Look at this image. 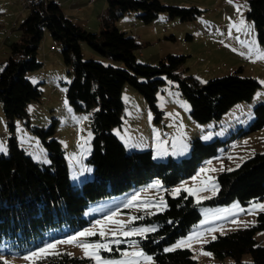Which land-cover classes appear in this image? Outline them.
I'll use <instances>...</instances> for the list:
<instances>
[{
	"label": "trees",
	"instance_id": "obj_1",
	"mask_svg": "<svg viewBox=\"0 0 264 264\" xmlns=\"http://www.w3.org/2000/svg\"><path fill=\"white\" fill-rule=\"evenodd\" d=\"M105 1V9L98 16L99 32L78 26L64 15L57 3L49 0H35L15 28L20 34L9 44L7 60L0 70L1 109L11 132L13 121L18 119L39 138L49 164L34 161L18 146L14 136L8 138L7 154H0V264L5 261L2 259L4 247H12L22 255L49 233L65 228H73L74 232L83 229L90 224L82 214L92 204L140 189L152 181H159L166 191L165 208L139 215L137 223L156 226L155 231L136 238L140 249L154 259V264H197L189 249L168 252L165 249L197 225L201 219L198 206L214 208L237 201L245 208L264 200V153H256L236 169L220 173L216 177V194L200 203L185 192L175 197L168 195L172 187L192 177L203 164L215 158L220 149L226 151L236 140L234 135L225 141L209 143L196 138L190 143L188 155L178 160L171 157L166 161L155 160L149 149L127 151L112 132L122 125L121 93L125 85L144 98L147 108L158 119L162 112L156 107L157 93L167 82L174 83L180 96L189 103L192 122L198 124L220 120L234 105L250 102L260 85L240 75L241 69L199 84L178 71L185 62L184 56L166 55L157 65L140 63L136 52L142 44L117 30L120 18L134 13L138 20L149 25L160 13L189 21L200 11L194 7L162 5L158 0ZM246 16L254 25L257 42L264 46V0H249ZM45 33L59 45L63 62L71 67L72 80L66 92L69 104L76 111L94 109L90 125L91 151L86 159L92 168L91 178L80 185L70 179L64 150L53 137L55 124L47 129L30 126L27 105L38 101L41 94L38 85H32L27 75L43 66L38 49ZM82 43L103 58L123 63V68L84 59ZM263 128L264 104H259L253 108V119L247 130L240 133L245 136ZM260 231H264V212L257 214L253 226L217 236L203 248L220 262L228 258L229 264H264V248L254 240ZM245 255L250 256V261L243 260ZM32 264L94 263L63 253Z\"/></svg>",
	"mask_w": 264,
	"mask_h": 264
},
{
	"label": "rangeland",
	"instance_id": "obj_2",
	"mask_svg": "<svg viewBox=\"0 0 264 264\" xmlns=\"http://www.w3.org/2000/svg\"><path fill=\"white\" fill-rule=\"evenodd\" d=\"M56 1L64 2V0ZM158 1L162 5L171 7H194L200 13L189 21L169 18L166 13H160L149 25L143 24L134 13L126 14L120 18L116 23L117 30L127 36L134 37L142 44L141 49L136 52L137 60L140 63L157 65L166 55L184 56L186 57L185 62L178 71L182 76L192 77L199 84H204L201 81L206 83L211 79L233 74L241 69L240 75L252 78L260 85L250 102L238 103L229 109L220 120L206 124L192 122L189 103L180 96L174 83L167 82L157 93L156 107L158 111L162 112L158 119H156V113L147 108L144 98L134 88L129 85L123 87L121 93L124 103L122 125L119 128H113L112 132L129 152L149 149L155 160L166 161L169 157L178 160L188 155L190 143L196 138L201 139L204 143H209L214 140L225 141L232 135L236 137L237 143L229 145L230 153L220 149L215 158L206 162L202 175L201 170H198L192 177L181 181L168 191V195L171 197L185 192L196 203H200L206 199L205 197L210 198L216 194V177L220 173L229 172L228 169H236L256 153H264V128L245 136L240 133L241 131L245 132L252 122L253 108L264 104V59H256L257 52H264V46L257 42L254 25L246 16L249 0ZM70 3L71 0H65L64 8ZM105 5V0H95L90 16L92 23L88 26L89 30L98 31V16L104 11ZM238 6L239 11L237 10ZM0 9L3 13L0 18V45L3 44L2 51H5L7 53L5 56L8 57V43L14 42L18 38L20 33L15 28L21 23L27 12L20 15L23 9L17 0H0ZM241 20L245 22L243 27H240ZM12 23H15L16 27L12 28ZM230 25H236L240 30L238 31L237 27L230 29ZM253 41H255V46L252 45ZM250 46L254 47L251 54L249 53ZM82 55L86 60L94 59L106 66L123 68V63L99 56L86 43H82ZM38 58L43 63L42 68L27 75L32 85H38L41 94L38 101L27 105L30 126L47 129L52 123L55 124L53 137L64 150V159L68 165L70 179L80 185L91 178L92 168L86 164V159L91 151L90 125L94 109L90 112L76 111L69 104L66 92L67 86L72 80V70L63 62L59 45L51 39L48 33H45L40 44ZM184 103L188 105V109L182 106ZM13 127L11 132L5 122L0 104V142L6 144L7 147L8 138L14 136L18 146L27 155L34 161L48 166V156L39 138L18 119L13 121ZM89 133H91L90 137ZM2 134L5 136L4 138L1 137ZM204 137L209 138L204 139ZM174 140L177 155L172 154ZM182 144H187L189 147L183 154H179ZM163 150H167L168 154L157 155ZM0 154L6 155L7 153ZM156 182L152 181L140 189H133L122 195L95 202L82 214V218L90 224L83 229L74 232L73 228H65L49 233L44 240L37 241L22 255H19L12 247L6 246L3 248L4 257L2 259L8 264H32L47 256L65 253L74 257L90 259L96 264L90 256H85L84 250L77 245L86 242L109 243L118 238L122 242L119 245L110 244L112 251H100L99 254L102 258L124 259L135 262V264H154L153 258L151 261H145L142 257L123 255L125 252L131 254L142 251L136 238H143L151 232L145 233L143 236L134 235L131 237L120 236L119 232L121 230L130 231L132 228L156 229L155 225L137 223L139 215L157 213L165 208L164 195L166 191L159 181V186L154 187ZM213 185H216L215 189H213ZM178 188L181 191L173 194V190ZM184 189H193L195 194H190ZM161 200L163 204H161ZM130 201L131 203H129ZM254 204H264V200L251 203L245 208L241 207L237 201L227 206L214 208L198 206L201 215L200 221L186 236L177 241L189 236H193V239L188 242V245L176 249H189L197 264H229L230 259L226 258L220 262L211 253L205 251L203 246L214 240L213 237L216 238L253 226L257 214L264 212L259 208H253ZM113 212L116 213L115 216H112ZM106 217H111V220ZM97 221L101 223L97 224ZM115 221H121L123 224H117ZM202 221H206V223H201ZM209 228L215 229V231H207ZM86 229H91L97 234L91 237H78L73 243H56L67 240L68 237L75 236L77 232ZM101 231L105 233L104 237L99 235ZM113 233L117 235L114 237ZM194 233L198 235L194 236ZM254 240L257 245L264 248V231L257 232ZM132 241H136V243L133 244ZM48 243H54L55 248L49 249L46 254H41L31 260L23 258L30 252L45 247ZM243 260L250 261V256L245 255Z\"/></svg>",
	"mask_w": 264,
	"mask_h": 264
},
{
	"label": "snow or ice",
	"instance_id": "obj_3",
	"mask_svg": "<svg viewBox=\"0 0 264 264\" xmlns=\"http://www.w3.org/2000/svg\"><path fill=\"white\" fill-rule=\"evenodd\" d=\"M237 10L239 11V6H238ZM244 23L245 22L243 20H241L240 21V27H243ZM229 27L231 29L232 27H237V26L236 25H230ZM249 27H251V26H249ZM237 30L239 31L240 28L237 27ZM237 39H238V37H237ZM252 45L255 46V41L252 42ZM253 50H254V47L250 46L249 47V53L251 54ZM241 54L243 55V53H241ZM256 59H264V52H257ZM0 70H2V69H0ZM33 82L35 83V81H33ZM201 82L205 83V81H201ZM182 106L185 107V109H188V105L186 103L182 104ZM90 136H91V133H89V137ZM208 138L209 137H204V139H208ZM188 147L189 146L187 144H182L179 154H183L184 151H187ZM175 149H176V142L174 140L173 141V152H172L173 155H177L178 154ZM0 153H5V154L7 153L6 144H4L2 142H0ZM167 154H168L167 150H163V151H160V152L157 153V155H167ZM89 171H90V169H89ZM201 171H204V170L202 169ZM228 171H232V169H228ZM153 186L154 187L159 186V182L157 181L156 184L153 185ZM215 188H216V185H213V189H215ZM184 190L188 191L190 194H195V190H193V189H184ZM180 191H181V189H179V188L178 189H174L173 190V194H177ZM205 198H207V197H205ZM133 199H135V197H133ZM197 202H199V201H197ZM129 203H131V201ZM161 204H163L162 200H161ZM252 207L253 208H259L261 211H264V204H254ZM115 215H116V213L113 212L112 216H115ZM106 219L111 220V217H106ZM233 222H235V221H233ZM100 223H101L100 221H97V224H100ZM115 223L123 224V222H121V221H115ZM201 223H206V221H202ZM155 230H156L155 228H132L130 231L121 230L119 232V235L123 236V237H131V236H134V235L143 236L145 233L153 232ZM207 231L212 232V231H215V229L209 228V229H207ZM96 234L97 233H95L91 229H86L84 231L77 232L75 234V236L68 237L67 240L57 241L56 243H73L74 241L77 240L78 237H91V236H94ZM99 235L101 237H104L105 233L103 231H101L99 233ZM112 235L115 237L117 234L113 233ZM193 235L195 236V235H198V234L194 233ZM192 239H193V236H189L186 239L179 240L171 248H166L165 251L166 252L173 251V250H175L178 247L186 246V245H188V242L191 241ZM213 239H215V237H213ZM121 242L122 241L117 238V239H113L109 243H100V242L87 243L86 242V243H81V244H79L77 246L81 247L84 250L85 256H90L91 259H93L96 262V264H135V262H130V261L124 260V259H121V260L105 259V258H102L100 256L99 253H100L101 250L110 252V251H112V249L110 247V244L119 245ZM132 243L135 244L136 241H132ZM54 248H55V244L54 243H48V244L45 245V247L39 248L36 251L30 252L28 255L24 256L23 258L25 260H31L34 257L41 256V254H46L49 249H54ZM203 254L204 255H209L208 253H203ZM123 255H125V256L131 255L133 257H142L145 261H151L152 260L151 256L145 255L142 251L133 252L131 254L125 252V253H123ZM3 264H8V262L4 261Z\"/></svg>",
	"mask_w": 264,
	"mask_h": 264
},
{
	"label": "crops",
	"instance_id": "obj_4",
	"mask_svg": "<svg viewBox=\"0 0 264 264\" xmlns=\"http://www.w3.org/2000/svg\"><path fill=\"white\" fill-rule=\"evenodd\" d=\"M18 1V0H17ZM55 2H57V4L60 6V8L62 9L64 15L69 18L71 21H73L75 24H77L78 26L84 28L85 30L89 31V32H98L101 30L100 24L98 22L99 27L98 31L95 29H88V26L90 23H92V21L90 20V16L92 14V7L95 4V0H71V3L64 8V2L60 3L56 0H53ZM104 8V7H103ZM22 12L20 13V15L24 12H27L25 10H21ZM1 12V16H2V10L0 9ZM16 16V15H15ZM18 16V15H17ZM16 18V17H15ZM12 28L16 27L15 23H12ZM1 31V30H0ZM12 42L8 43L9 44ZM45 46V45H44ZM3 48V44L0 45V69L2 68V66L4 65V63L6 62V56L5 51H2ZM47 56V54L45 55V57Z\"/></svg>",
	"mask_w": 264,
	"mask_h": 264
},
{
	"label": "built area",
	"instance_id": "obj_5",
	"mask_svg": "<svg viewBox=\"0 0 264 264\" xmlns=\"http://www.w3.org/2000/svg\"><path fill=\"white\" fill-rule=\"evenodd\" d=\"M35 0H18L21 9L27 10L29 6L34 2ZM204 167V166H203ZM202 167V168H203Z\"/></svg>",
	"mask_w": 264,
	"mask_h": 264
}]
</instances>
